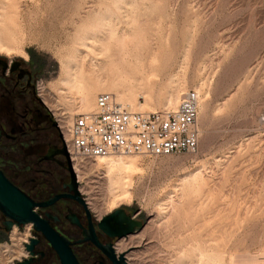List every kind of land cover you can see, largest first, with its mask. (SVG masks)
<instances>
[{"label": "rangeland", "instance_id": "rangeland-1", "mask_svg": "<svg viewBox=\"0 0 264 264\" xmlns=\"http://www.w3.org/2000/svg\"><path fill=\"white\" fill-rule=\"evenodd\" d=\"M0 60L33 70L36 93L62 124L94 111L102 93L135 113L173 110L197 94L196 154L110 155L132 163L113 177L120 191L98 159L77 162L78 190L97 219L124 209L143 223L119 241L132 255L126 264H252L264 253V0H0ZM68 66L75 88L64 82ZM41 168L69 181L64 168ZM4 171L22 186L40 180ZM29 229L0 233V264L26 258Z\"/></svg>", "mask_w": 264, "mask_h": 264}, {"label": "built area", "instance_id": "built-area-1", "mask_svg": "<svg viewBox=\"0 0 264 264\" xmlns=\"http://www.w3.org/2000/svg\"><path fill=\"white\" fill-rule=\"evenodd\" d=\"M197 115L198 96L193 92L183 95L175 109L152 113L132 112L112 94L102 93L95 99L94 111L77 114L63 125L52 115V122L62 139L60 147L63 143L71 164H77L116 154L149 158L194 155L198 148ZM25 226L14 225L11 231Z\"/></svg>", "mask_w": 264, "mask_h": 264}, {"label": "flooded vegetation", "instance_id": "flooded-vegetation-1", "mask_svg": "<svg viewBox=\"0 0 264 264\" xmlns=\"http://www.w3.org/2000/svg\"><path fill=\"white\" fill-rule=\"evenodd\" d=\"M32 65L33 64L30 63V66ZM34 83V72L30 68L23 66L19 62H0V95H8L10 97H15V99L19 100L23 99L25 103H29L31 106L35 108L37 107L43 112H45V110L42 108L43 105L39 103V98L35 91ZM23 115L20 118L21 120H23L24 118L26 119V117ZM46 116L48 115L46 114ZM24 127H26L25 124H6L4 123V121L0 120V143L5 141L13 142L17 140L16 137L21 135ZM51 149L57 150L58 146L52 144ZM43 157H41L40 161L43 163H48L49 161H42ZM49 163H53L59 168H62L60 166V164L62 163L58 159H55V162L50 161ZM24 173H26V171ZM30 173H32L40 180L36 178L25 180L23 186L19 184V187L16 184H13L12 182L11 183L15 185L34 203L45 202L57 195L73 196V193L69 192L67 188L70 179L67 184H64L63 179L59 177V173H55V171H30ZM42 187H44L46 190L44 191V193L47 192L44 196L40 194L42 193V191L39 190ZM81 199L83 200L85 207H83L75 200L61 199L49 208L37 210V213L40 218L47 220L51 228L57 231L60 235L64 236L71 243V249L75 257L77 258L79 264H114L109 259V257H107V255H105L100 249L95 247V245H93L90 241H85V239L89 237V225H91L93 228L94 236L97 242L105 249L107 248V246L111 247L115 260H118L120 255H124L125 257L127 251L121 253L118 252L116 248L119 245L120 239L109 238L98 229V224L103 218L108 215L97 219V217L93 214V211L89 207V203L86 201V199L82 197ZM125 214L128 215L126 211ZM46 216H49L50 218H47ZM128 216H130L136 221L141 222L140 218L138 219L132 215ZM71 218L75 221V223L71 221ZM2 221L0 216V226ZM30 228L31 229L29 230L31 232V235L28 238L27 242L29 243V241L32 239L38 242L34 248V252L36 255L32 258L30 264H51V262H49L48 260L47 252H44V249H49L50 246L43 239L41 234L36 233L33 230L32 226H30ZM21 230H23V228L19 229V231ZM2 232L3 230L0 229V233ZM78 242L81 243L77 244ZM76 248L82 250L83 258H80L75 254L74 249ZM24 259H29V256L27 255Z\"/></svg>", "mask_w": 264, "mask_h": 264}, {"label": "water", "instance_id": "water-1", "mask_svg": "<svg viewBox=\"0 0 264 264\" xmlns=\"http://www.w3.org/2000/svg\"><path fill=\"white\" fill-rule=\"evenodd\" d=\"M0 62L3 61L0 60ZM39 103L42 105L40 101ZM52 127L56 129L55 123H52ZM59 140L62 142L60 136ZM56 158L63 159V163L60 164V166L66 169L69 175L70 182L67 188L69 192L73 193V196L57 195L45 202L34 203L15 185H13L0 169V215L5 219V221L1 223L0 229H2L5 233H9L14 225L18 227L31 225L33 230L36 233L41 234L43 239L50 246L51 250L57 256L59 264H79L71 249V243L64 236L60 235L57 231L51 228L47 220L40 218L37 213V210L49 208L61 199H72L85 207V204L77 191L78 184L76 176L63 143L61 148L57 150H48L47 154L42 158V161L55 162ZM46 217L50 218L49 216ZM71 221L75 223L72 218ZM141 228L142 223L126 215L124 209L115 210L113 213L103 218L98 224V229L103 234L109 238L117 239L126 238L133 234L135 230ZM88 232L89 237L86 238L85 241H90L93 245H95V247L107 255V257H109L114 264H126L124 255H120L118 260H115L111 247L107 246L105 249L97 242L91 225H89ZM37 243L38 242L36 240H30L29 243L24 246L29 259H24L16 264H30L32 258L36 255L34 248ZM79 243L81 242H78L77 244Z\"/></svg>", "mask_w": 264, "mask_h": 264}, {"label": "trees", "instance_id": "trees-1", "mask_svg": "<svg viewBox=\"0 0 264 264\" xmlns=\"http://www.w3.org/2000/svg\"><path fill=\"white\" fill-rule=\"evenodd\" d=\"M22 115L26 119L21 120ZM0 120L6 124L16 123L26 126L21 135L16 137L17 140L0 143V169L5 177L16 184L5 173L6 167L22 172L43 171L41 167L47 163L40 161V152L52 141L48 116L41 109L25 103L23 99L0 95ZM16 185L19 187V184Z\"/></svg>", "mask_w": 264, "mask_h": 264}, {"label": "bare ground", "instance_id": "bare-ground-1", "mask_svg": "<svg viewBox=\"0 0 264 264\" xmlns=\"http://www.w3.org/2000/svg\"><path fill=\"white\" fill-rule=\"evenodd\" d=\"M91 42H94V40H90ZM122 44V43H121ZM120 44V45H121ZM90 45V43L88 44V43H84V44H82L81 46H84L85 48H88V46ZM123 47V46H122ZM134 47V46H133ZM136 47V46H135ZM127 49V48H126ZM133 49V48H132ZM136 49V48H135ZM120 50H122V48H120ZM126 51V50H125ZM124 52V51H123ZM128 52V51H127ZM133 52V51H132ZM120 53H121V51H120ZM119 53V54H120ZM123 54V53H122ZM137 55V54H136ZM118 58V57H117ZM124 58V57H123ZM124 59H126V58H124ZM123 60V59H122ZM121 60V61H122ZM112 60L110 59V62H111ZM124 61V60H123ZM75 61L74 60H71L70 61V63H72V64H75L74 63ZM90 72H92V71H90ZM64 82L67 84V85H69L70 87H77V85H78V79L76 78V75L75 74H72V67H70V66H68L67 68H66V73H65V80H64ZM42 89V88H41ZM126 90V89H125ZM119 95H120V93H119ZM86 95H84L83 97H81L80 99V103H81V105L83 106V108H84V110H88V102H87V98L85 97ZM121 96V95H120ZM175 97V96H174ZM176 97H178V96H176ZM120 98V97H119ZM41 100H42V103L53 113V109H51V106L46 102V98L44 99L43 97L42 98H40ZM171 99V98H170ZM176 100V99H175ZM172 102H174V101H172V100H170V101H168V106L170 105H173L172 104ZM140 103V102H139ZM51 104V103H50ZM172 107H174V106H171V108ZM133 109V108H132ZM132 111V110H131ZM54 113H56V112H54ZM55 115V114H54ZM53 115V116H54ZM60 124L61 125H63L61 122H60ZM105 158H102V159H98L96 162V165L97 166H103V165H105L106 166V173H107V179H108V181H109V183H110V187L112 188V189H115V190H118V191H120L119 190V188L121 189V187H123V183H121V187H120V181H122L121 180V178L120 179H117V181L116 182H114L113 181V177L116 175V173L117 174H120L119 173V171H122V170H126V169H128L130 166H132V163L131 162H129V160H127V161H124V160H122L121 158H118L117 160H113V159H111V158H106V160H104ZM72 168H73V171H74V174H75V176H76V181H77V184L79 183V178H80V175H79V169H77V164L75 163V162H73V164H72ZM104 168V167H103ZM101 169V168H100ZM135 169V168H134ZM102 170V169H101ZM100 170V171H101ZM103 171V170H102ZM124 173V172H123ZM104 176V175H103ZM117 176V175H116ZM124 177H125V175H124ZM124 180V179H123ZM107 187V186H106ZM123 189V188H122ZM124 190V189H123ZM123 190H121V191H123ZM77 191L79 192V194H81L80 193V191L78 190V188H77ZM85 191V190H84ZM88 192V191H87ZM85 193H86V191H85ZM88 194V196H92L91 195V193H87ZM123 195V193L122 192H120L119 193V197L120 196H122ZM81 196V195H80ZM117 196V195H116ZM111 198V197H110ZM129 198H130V196H129ZM115 199H117L116 197H114V200ZM97 200V199H96ZM95 200V201H96ZM118 200V199H117ZM121 200V199H120ZM119 201V200H118ZM129 201V200H128ZM123 202V201H122ZM126 203H127V200L125 201ZM97 203V202H96ZM112 203V205L111 206H113L114 205V202H111ZM94 204L95 203H93V202H89V205L90 206H92L91 208L93 209V208H95L94 207ZM91 209V210H92ZM95 211V210H94ZM99 212V211H98ZM27 227H29V226H31V225H26ZM207 235V234H206ZM194 243V242H193ZM206 243V242H205ZM195 245V244H194ZM118 249H117V251L118 252H125V250L127 249V246H125V245H122V246H118L117 247ZM197 248V247H196ZM198 249V248H197ZM199 251V250H198ZM198 254H199V258H200V252H197ZM134 254V253H133ZM202 255L204 254V252L203 253H201ZM128 255V254H127ZM206 256H207V254H205ZM127 257H132V255H130V253H129V255L127 256ZM203 257V256H202ZM204 258V257H203ZM263 258H264V253H263V251L262 252H260V255L258 254V256H254V259L252 260V264H263ZM131 259V258H130ZM132 262H133V260H131ZM201 263V262H200ZM200 263H197V264H200ZM203 263V262H202ZM201 263V264H202ZM209 263V262H208Z\"/></svg>", "mask_w": 264, "mask_h": 264}]
</instances>
